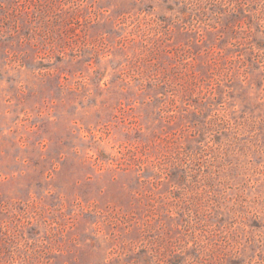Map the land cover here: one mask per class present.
Segmentation results:
<instances>
[{"label": "rangeland", "instance_id": "374dc122", "mask_svg": "<svg viewBox=\"0 0 264 264\" xmlns=\"http://www.w3.org/2000/svg\"><path fill=\"white\" fill-rule=\"evenodd\" d=\"M0 264H264V0H0Z\"/></svg>", "mask_w": 264, "mask_h": 264}]
</instances>
